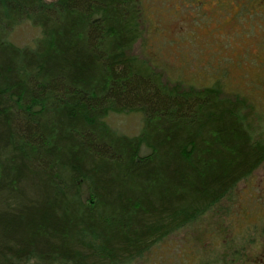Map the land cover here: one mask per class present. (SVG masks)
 Here are the masks:
<instances>
[{"label":"trees","instance_id":"16d2710c","mask_svg":"<svg viewBox=\"0 0 264 264\" xmlns=\"http://www.w3.org/2000/svg\"><path fill=\"white\" fill-rule=\"evenodd\" d=\"M145 15L144 0H0V264H134L264 164L243 101L171 86L135 53ZM26 23L40 35L19 46ZM130 114L133 136L110 123ZM242 210L189 264L257 238L234 229Z\"/></svg>","mask_w":264,"mask_h":264},{"label":"rangeland","instance_id":"374dc122","mask_svg":"<svg viewBox=\"0 0 264 264\" xmlns=\"http://www.w3.org/2000/svg\"><path fill=\"white\" fill-rule=\"evenodd\" d=\"M144 7L143 36L135 53L153 62L163 82L171 86H218L223 98L243 101L259 134L264 129V0H144ZM39 35L26 23L11 40L32 46ZM141 122L133 114L110 119L113 128L129 136L139 133ZM232 197L234 201H223L213 213L134 264H189L191 246L205 245L200 242L208 238L205 230L213 224H232L230 215L242 206L246 214L239 213L248 217L240 216L241 224L235 222L234 229L264 225V164L238 185Z\"/></svg>","mask_w":264,"mask_h":264},{"label":"flooded vegetation","instance_id":"af4514ba","mask_svg":"<svg viewBox=\"0 0 264 264\" xmlns=\"http://www.w3.org/2000/svg\"><path fill=\"white\" fill-rule=\"evenodd\" d=\"M264 213V212H263ZM247 226V225H246ZM264 227V226H263ZM262 226L248 225L244 229L249 230V236L257 237L250 241L235 242L236 248L234 255L230 259L229 264H264V228ZM255 228V229H254ZM255 230V231H254ZM239 246V247H238ZM223 258L218 256L219 264H222Z\"/></svg>","mask_w":264,"mask_h":264}]
</instances>
